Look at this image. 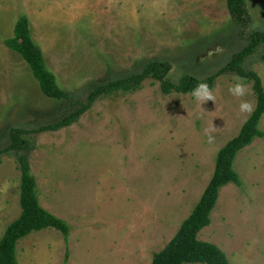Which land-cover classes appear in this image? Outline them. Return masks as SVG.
<instances>
[{
  "label": "rangeland",
  "instance_id": "obj_1",
  "mask_svg": "<svg viewBox=\"0 0 264 264\" xmlns=\"http://www.w3.org/2000/svg\"><path fill=\"white\" fill-rule=\"evenodd\" d=\"M247 4L253 23L246 36L264 33V0ZM22 15L59 87L79 101L151 62L171 64L173 84L184 76L203 81L247 45L226 0H0V152L11 130L34 131L73 110L46 97L29 65L6 47ZM245 68L264 86V46ZM238 78L247 88L240 98L228 92ZM212 89L216 101L202 109L191 94H165L151 78L138 91L99 99L72 126L30 134L40 204L71 232L68 242L55 229L22 239L19 264H152L200 202L219 151L256 109L246 79L223 75ZM242 100L251 113L240 112ZM234 168L242 185L220 191L199 239L230 264H264V138L239 153ZM21 176L15 152L2 154L0 241L22 213Z\"/></svg>",
  "mask_w": 264,
  "mask_h": 264
},
{
  "label": "trees",
  "instance_id": "obj_2",
  "mask_svg": "<svg viewBox=\"0 0 264 264\" xmlns=\"http://www.w3.org/2000/svg\"><path fill=\"white\" fill-rule=\"evenodd\" d=\"M229 14L247 45L235 53L230 61L213 76L201 81L192 76H184L179 84H173L168 79L172 69L168 62H151L140 74L123 79L109 80L97 85L85 101H79L62 90L53 73L47 67L42 49L32 37L30 20L22 15L17 21L14 36L5 41L6 47L19 54L29 65L34 78L39 83L42 93L53 100H67L73 110L59 121L40 127L34 131L13 129L10 132V146L2 154L15 152L21 170L22 213L19 219L9 225L0 241V264H19L17 246L19 242L34 232L55 229L63 234L65 240L71 232L67 222L44 209L39 201L37 182L32 175L29 163L31 143L27 138L32 133L56 132L72 126L86 114L96 101L103 97L118 96L138 91L147 79H155L161 84L163 93L191 94L198 82H206L213 88L215 81L223 75H237L253 83L257 96V106L251 117L243 126L240 134L222 148L217 156L215 173L206 188L200 202L191 216L184 221L180 230L167 247L153 257L152 264H230L226 254L216 245L199 239L202 230L211 224V213L215 209L220 191L228 185H242L241 178L234 165L237 156L253 144L256 139H263L264 132L260 123L264 117V86L256 72L249 71L245 64L249 58L264 46V33L253 32L246 36V31L253 23L247 0H226Z\"/></svg>",
  "mask_w": 264,
  "mask_h": 264
},
{
  "label": "clouds",
  "instance_id": "obj_3",
  "mask_svg": "<svg viewBox=\"0 0 264 264\" xmlns=\"http://www.w3.org/2000/svg\"><path fill=\"white\" fill-rule=\"evenodd\" d=\"M228 92L232 96L240 98L247 94V88L238 78L237 82L228 88ZM191 96L201 108L207 101H216L213 89L210 88L209 84L206 82H198L192 89ZM239 110L241 113H251L253 106L250 102L242 100L239 104ZM213 128L215 127L213 126ZM205 134L207 135V142L209 144L213 143L215 140L214 135H212L207 129L205 130Z\"/></svg>",
  "mask_w": 264,
  "mask_h": 264
}]
</instances>
